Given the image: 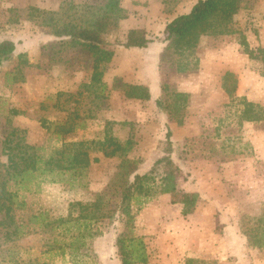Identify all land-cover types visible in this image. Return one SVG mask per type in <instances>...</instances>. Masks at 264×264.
<instances>
[{
	"label": "rangeland",
	"instance_id": "obj_1",
	"mask_svg": "<svg viewBox=\"0 0 264 264\" xmlns=\"http://www.w3.org/2000/svg\"><path fill=\"white\" fill-rule=\"evenodd\" d=\"M197 1L120 0L125 18L102 34L104 47L115 55L100 66L96 80L92 53L54 37L49 18L90 26L102 17L113 19L110 0H0V41L16 44L14 57L0 65V173L7 163L4 142L15 129L31 146L60 148L111 135L125 149L107 158L90 145L91 156L101 161L82 177L9 183L17 232L14 226L0 228V264H123L117 245L122 236L145 244L147 262L132 264H264V249L250 247L241 229L244 217L264 215V120L246 122L242 116L244 99L264 108V53L258 51L264 50V0L245 1L230 34L205 36L193 54L161 65L167 25ZM133 28L153 40L147 49L123 46ZM243 39L258 59L246 54ZM227 72L237 78L235 98L222 88ZM145 83L151 101L128 99L122 91ZM159 96L166 105L162 112L155 103ZM62 123H72L74 132L56 133ZM168 130L170 155L184 174L178 191L137 197L128 222L119 208L122 164L139 161L137 173H148L167 153ZM161 177V170L154 174L153 188ZM183 191L202 197L187 219L177 203ZM100 196L102 218L75 221L82 214L78 203L91 205ZM60 219L66 223L60 225ZM85 234L86 247L73 257L69 245ZM194 253L206 258H185Z\"/></svg>",
	"mask_w": 264,
	"mask_h": 264
},
{
	"label": "trees",
	"instance_id": "obj_2",
	"mask_svg": "<svg viewBox=\"0 0 264 264\" xmlns=\"http://www.w3.org/2000/svg\"><path fill=\"white\" fill-rule=\"evenodd\" d=\"M245 1L247 0H198L188 13L173 19L165 30L166 38L164 41L167 45L160 55L161 65L169 62L175 56H182L187 53L189 55L193 54L200 40L205 36H224L233 32L234 18L243 8ZM119 4L120 0H110L108 6L113 19L102 17L90 26L82 27L75 23L59 24L54 17L49 18L51 34L54 37L66 39L74 46L82 45L84 49L92 53L95 58L93 67L96 80H99L102 75L100 66L110 62L115 55L113 50L104 47L102 34L110 31L112 27H116L118 21L125 18V15H123L125 11ZM33 10L40 15L47 16L50 14L54 16V13ZM151 43H153V40L147 36L145 30L133 29L128 32L123 46L126 49H147ZM242 45L246 48L245 52L251 59L259 58L255 51L249 49L248 43L244 39ZM258 51L264 53L263 49ZM15 52L16 44L14 41H0V65L3 62L10 61ZM115 83L118 88L121 87L119 79L115 80ZM237 84V78L233 73L227 72L224 75L222 88L230 98H235ZM125 87L126 90H122V88L121 90L124 91L128 99L151 101L154 98L149 86L130 85ZM155 103L161 112L166 108L162 96L157 97ZM243 103L245 107L242 113L244 121L260 122L264 120L263 107L246 99L243 100ZM12 113L14 116L19 115L16 110H13ZM43 127L49 128L44 123ZM74 130L72 123H62L57 125L55 132L68 135L73 133ZM21 133L22 131L15 129L7 136L4 142V156L7 158V163L4 164V173H0V228L8 229L14 226V233L17 232L13 215L16 201L14 200L15 194L13 195L9 191V183L15 182L17 185L22 184L24 186L35 178H43L44 181L62 182L56 180L57 177L66 175L82 177L92 165L101 161L99 157L91 156L89 152L90 145H96L98 151L102 152L103 156L107 158L117 157L125 151L124 147L111 135H106L104 141L63 143L60 148H47L27 144L24 139L17 137ZM166 137L169 146L167 153L154 164L148 173L144 175L137 173L139 161L127 160L122 164V171H120L118 177L122 188L119 208L121 213L128 218V222L134 219V215H131V205L137 197L150 198L149 196L154 190L163 194H172L178 191L177 180L184 174L182 168L174 162L170 155L173 152L172 132L170 130H168ZM160 170L162 171L160 184L153 188L154 174ZM131 176H134L132 182L129 180ZM201 199L199 192H181V198L177 202L182 205L181 216L185 219L193 216ZM102 201L103 196H100L99 200L91 205L78 203L82 214L75 221L96 222L101 219L102 216L97 214ZM138 203H140L139 199ZM92 211L94 214L90 216ZM64 223H66V220H59L60 225ZM241 223L242 235L246 236L248 245L252 248L264 249V215L259 218L244 217ZM91 235L92 233H87L89 238L94 234ZM80 236L69 245L73 257L78 256V252L82 247H86V243L82 241L86 238V234ZM117 245L123 258V264L147 262L148 256L142 239H135L134 237L129 239L122 236L118 239Z\"/></svg>",
	"mask_w": 264,
	"mask_h": 264
},
{
	"label": "crops",
	"instance_id": "obj_3",
	"mask_svg": "<svg viewBox=\"0 0 264 264\" xmlns=\"http://www.w3.org/2000/svg\"><path fill=\"white\" fill-rule=\"evenodd\" d=\"M133 29H135V28H133ZM133 29H131V30H133ZM136 29H139V28H136ZM134 50H140V49H135V48H133ZM145 85L146 86H149V84L148 83H145ZM194 251H201V252H203L201 249H197V250H194ZM217 252V251H216ZM226 252V251H225ZM184 255H185V253H184ZM214 258H216V254L213 256ZM212 257V258H213ZM185 258H187V259H204V258H206L204 255H201V254H199V255H197V254H189L188 256H185ZM209 258H211V257H209ZM221 258L222 259H225V255H222L221 256ZM185 260V259H184Z\"/></svg>",
	"mask_w": 264,
	"mask_h": 264
}]
</instances>
